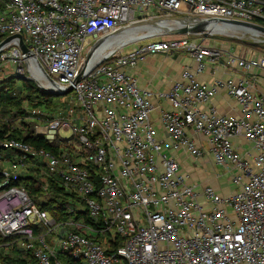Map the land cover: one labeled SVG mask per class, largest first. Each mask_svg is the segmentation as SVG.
Wrapping results in <instances>:
<instances>
[{
	"label": "built area",
	"instance_id": "obj_1",
	"mask_svg": "<svg viewBox=\"0 0 264 264\" xmlns=\"http://www.w3.org/2000/svg\"><path fill=\"white\" fill-rule=\"evenodd\" d=\"M175 15L264 25V0H0V59L27 77L45 71L55 82L44 79L48 91L73 86L74 92L53 109L26 105L24 118L51 149L18 138L2 143L0 234L12 237L4 252L16 244L30 253L29 264H264V92L247 75L264 68V53L247 56L241 48L236 54L222 36L204 43L202 33L193 39L152 25L129 28ZM217 23L207 31L218 33L211 30ZM136 28H144L137 39L106 48L91 62L108 40ZM13 34L22 35L27 53L18 37L4 42ZM103 36L76 80L87 50ZM183 51L196 67H184L166 91L140 87L129 71L149 54ZM218 64L237 72L212 82L198 77ZM220 89L240 114H223L211 103ZM235 138L248 147L241 151ZM171 151L195 159L209 153L235 189L199 187ZM32 169L42 202L53 201L55 213L12 183Z\"/></svg>",
	"mask_w": 264,
	"mask_h": 264
},
{
	"label": "crops",
	"instance_id": "obj_2",
	"mask_svg": "<svg viewBox=\"0 0 264 264\" xmlns=\"http://www.w3.org/2000/svg\"><path fill=\"white\" fill-rule=\"evenodd\" d=\"M250 50L251 48H246V50H244L247 51V56L253 54ZM171 56L174 57V53L149 54L146 56L145 60L138 62V64L135 67L130 68L129 71L137 77L140 87L152 90L154 92L166 91L171 87L174 79L180 75L184 67H196V62L194 59H192V61H185L184 57L182 56L178 60L167 62V64L162 63L164 59L168 61L167 57ZM175 62H178L177 68L173 67ZM6 72H4V74ZM236 72L237 70H233L223 66L222 64H218L216 66H209L206 70L199 73L198 77L201 80L212 82L216 78L234 76ZM247 75L251 77L250 80L254 84V90L259 93L264 92V68H256L253 70V72L248 73ZM155 103L161 107L169 106L167 101L158 98H155ZM211 103L214 104L216 108L223 114H240V106L225 89H220L212 97ZM152 117L158 127L159 135L163 136L164 130L159 121V111L155 110L152 113ZM234 141L241 151H244V149L248 147V143H245L241 138H235ZM171 154L180 160L182 170L184 172L190 173L191 181L199 183V187L205 184H211L218 192L229 190L219 182V177L226 173L214 163L213 158L209 153H206L199 159L189 156L184 151H171ZM226 176L228 180H230L228 174H226ZM235 187L236 186L233 184L231 191L234 190Z\"/></svg>",
	"mask_w": 264,
	"mask_h": 264
},
{
	"label": "trees",
	"instance_id": "obj_3",
	"mask_svg": "<svg viewBox=\"0 0 264 264\" xmlns=\"http://www.w3.org/2000/svg\"><path fill=\"white\" fill-rule=\"evenodd\" d=\"M260 22L264 24L263 21ZM54 95L39 87L33 79L18 72L6 74L0 79V153L4 150L2 143L7 138L23 139L37 148H52V145L45 141L41 135L34 134L33 121L25 119L24 116L26 115V105L53 109L57 105ZM33 171L32 169L30 172L22 174L12 183L23 184L39 206L55 213L58 206L53 201L42 202L41 180L35 177ZM2 179V166L0 165V182ZM57 189L61 190L60 187ZM58 211L60 212L59 217H67L62 208H59ZM11 239L12 237H4L0 234V264H29L33 262L30 253L21 250L16 244L11 246L9 252H4L3 246ZM69 264L82 263L70 259Z\"/></svg>",
	"mask_w": 264,
	"mask_h": 264
},
{
	"label": "water",
	"instance_id": "obj_4",
	"mask_svg": "<svg viewBox=\"0 0 264 264\" xmlns=\"http://www.w3.org/2000/svg\"><path fill=\"white\" fill-rule=\"evenodd\" d=\"M176 22L178 23V26L170 28L167 24H165V22ZM217 23V22H222L224 25L226 26H238V27H243V28H249V29H253V30H258L261 33H264V25L262 24H258V23H254V22H245V21H239V20H222V19H218V18H207V19H196L193 21V19L190 16H182V15H175V16H170V17H166V18H154V19H148V20H142V21H138L135 22L133 24H131L129 26V28H133L135 26L138 25H152V26H156V27H161L163 28L167 33L170 34H198V33H202L205 36L208 35H219L225 38H229V39H239L241 40V42L243 41L244 43H249L250 45L260 48L262 50H264V40L262 39H253V40H246L243 39L242 36H239L237 34L234 33H227V32H223L220 31L218 33H212L207 31L208 29V25H210L211 23ZM123 29H118L115 30L113 33L117 34L120 33ZM14 37H18L20 39V45L21 48L24 52H28V47L25 45L22 35L21 34H13L10 35L8 37L5 38L4 42L10 40L11 38ZM107 36H103L101 38H99L86 52L85 57H84V61H83V69H82V73L77 77L76 80H79L83 75H84V70L87 68V66L89 65V62L91 60L92 54L93 52L97 49V47L101 44L102 41H104L106 39ZM43 76L49 80L52 83H55L54 80L45 72L43 71ZM31 79H33L39 87H42V84L33 76L29 77ZM73 90V86H69L66 89H60L58 91L55 90H49V92L51 94H57V95H65L70 93Z\"/></svg>",
	"mask_w": 264,
	"mask_h": 264
},
{
	"label": "rangeland",
	"instance_id": "obj_5",
	"mask_svg": "<svg viewBox=\"0 0 264 264\" xmlns=\"http://www.w3.org/2000/svg\"><path fill=\"white\" fill-rule=\"evenodd\" d=\"M182 36L183 35H181V34H175L174 35V37H182ZM187 36L189 38H193V39H202L204 37L203 35H199V34L198 35L197 34H189ZM241 36L243 37V39H246V40H253V38H256V39H264V35L263 34L253 33V32L247 33V34L241 35ZM168 37L169 36L166 35V36H155V37L145 38L143 40H140L139 42H136V43H132V44L127 45L124 48V52L130 51L131 48L134 45H137V44L138 45L146 44V43H149L151 41H158V40H162V39H165V38H168ZM215 37L216 38H220L221 36L215 35ZM206 38L207 39L204 40V43H207V41H209V39L212 38V37L210 35H208ZM224 39L226 41L229 40V41L232 42V46H233L232 49H233L234 53H236V54L237 53H240L241 48H245V49L246 48L247 49L248 48H251V50H250L251 53H262V52L264 53V50H262L260 48H257V47H254V46L250 45L249 43H244L243 41L241 42V40H239V39H234V41H233V39L231 40L229 38H224ZM250 46H252V47H250ZM174 55H175L174 57H172V56L171 57H167V60L168 61H166V59H164L162 63L163 64H167V62L174 61V60H178L181 56L184 57L185 61H192V59H193L192 56H191V54H189L186 51H183V52H175ZM173 65H174L173 66L174 68H177L178 67V62H175ZM4 72H6V73L4 74ZM12 72H15L14 67L10 63H8V62L0 59V78H2L3 76H5L6 74H9V73H12ZM73 95H74V92L71 91L70 93H68V96H66V98L72 97ZM62 97H65V96L57 95V94L54 95V99H55V101H57L56 102L57 104H59V103L60 104H63V103L60 102L61 99H62ZM61 134L64 135V136H70L71 135V130H64V131L61 132ZM219 182H220L221 185H224L225 187H227L229 189L228 191L227 190L226 191H220L221 193L227 194L233 188V182H231L230 180H228L226 174H222L219 177Z\"/></svg>",
	"mask_w": 264,
	"mask_h": 264
},
{
	"label": "bare ground",
	"instance_id": "obj_6",
	"mask_svg": "<svg viewBox=\"0 0 264 264\" xmlns=\"http://www.w3.org/2000/svg\"><path fill=\"white\" fill-rule=\"evenodd\" d=\"M165 24L168 25L169 23L166 21ZM143 29L144 28L129 29V30H127V31L119 34L117 37H114V38L108 40L102 46V48L97 51L94 59L91 62L93 63L98 56H100L101 54H103V52H104V50L106 48L113 49V48H115V47H117V46H119V45H121V44H123V43H125L127 41H131V40L137 39L139 37L138 35H140V33H141L138 30H143ZM211 30L218 31V32H220V31H223L224 32L225 31L227 33H234V34H237L239 36L245 35V34L251 33V32H253V33H259V34H263L264 35V33H261L258 30H253V29L243 28V27H238V26H226V25H224L222 23H217V24L212 25L211 26ZM253 39H256V38H253ZM262 40H264V39H262ZM33 74L35 75L36 79L38 81H40V83L43 86H45V80H44L45 77L41 73H39L37 71L34 72Z\"/></svg>",
	"mask_w": 264,
	"mask_h": 264
}]
</instances>
